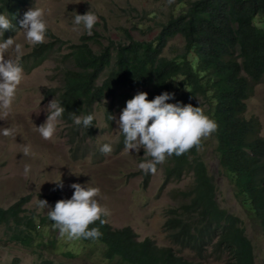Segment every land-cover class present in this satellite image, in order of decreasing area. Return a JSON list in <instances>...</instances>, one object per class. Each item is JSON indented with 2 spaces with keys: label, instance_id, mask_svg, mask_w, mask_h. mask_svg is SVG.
<instances>
[{
  "label": "trees",
  "instance_id": "trees-1",
  "mask_svg": "<svg viewBox=\"0 0 264 264\" xmlns=\"http://www.w3.org/2000/svg\"><path fill=\"white\" fill-rule=\"evenodd\" d=\"M31 3L32 0H0V14L7 16L12 24L11 29L0 34V41L22 30L20 21ZM185 3L186 9L172 14L150 41L136 40L125 29L126 37L118 42L110 39L103 44L100 34L95 32L84 33L73 43L47 28L49 39L23 54L19 64L30 72L54 53L67 48L61 55L62 63L66 64L62 69V84L53 94L65 108L60 119L67 125L66 135L72 151L83 149L82 157L93 152L97 157L103 154L100 148L94 146L92 150L89 144L95 143L99 131L96 106L107 98L110 101L105 107V117L109 127L113 125L111 116L126 107V101L137 94L132 92L136 89L147 92L149 100L169 92L175 98L168 103L200 107L218 125L214 136L223 172L235 184L237 198L254 209L264 233L263 127L258 118L245 116L247 101L255 86L264 83V0H188ZM257 18L262 26L255 23ZM178 35L185 40L182 53L165 56L168 42ZM93 43L100 45V49L94 50ZM200 97L206 107L199 101ZM90 114L94 120L89 129L74 123L73 115ZM124 140L121 133L115 152L125 149ZM199 150L193 147L183 155L167 156L163 162L162 188L193 173L192 185L180 193L183 201L168 211L171 216L165 222V229L169 231V238L198 255L216 240L215 251L227 253L225 264H256L254 242L239 217L217 201L214 176ZM151 175L144 173L145 184ZM40 196L51 208L62 199L58 190ZM31 199L32 194H28L7 208L0 206V227H5L6 237L13 242L55 252L60 243L56 236L59 230L53 227L54 221L47 214L36 216L28 212L26 205ZM101 218L106 221L104 224L96 221L89 226V229L99 228L102 233L99 239L80 238L78 249L85 252L67 250L63 254L76 258L80 253L89 258L96 250H102V257L110 264H200L184 258L172 246L159 245L151 237L140 240L131 226L115 228L107 216ZM51 230L49 239H43V233ZM41 257L37 264H67Z\"/></svg>",
  "mask_w": 264,
  "mask_h": 264
},
{
  "label": "rangeland",
  "instance_id": "rangeland-1",
  "mask_svg": "<svg viewBox=\"0 0 264 264\" xmlns=\"http://www.w3.org/2000/svg\"><path fill=\"white\" fill-rule=\"evenodd\" d=\"M186 1L188 0H173V3L169 4L168 0H32L25 13L35 7L41 8L47 28L63 40L73 43L78 42L82 34L88 33L82 26L74 24V16L76 13L83 15L88 11L98 17L91 34L98 32L103 44H107L110 39L117 42L123 40L126 30L136 40L150 41L158 34L161 24L172 14L177 15L182 9H186ZM255 23L262 26L260 18H257ZM14 37L16 42L23 44V54L31 50L32 46L24 40L23 30ZM48 39L46 36L45 40ZM184 44V38L181 35L176 36L168 42L164 55L174 57L182 53ZM92 46L96 51L100 49L98 44L93 43ZM66 51L67 48L60 53H54L30 72L23 70V79L18 86L10 114L6 120H0V133L3 128L11 130L9 136L0 134V206L7 208L21 197L32 194L31 201L26 205L28 212H34L36 216L45 215L48 209L38 206L39 199L46 200L40 194H47L55 189L60 192L62 199H70L74 193L70 186L79 183L99 189L96 199L102 207L109 210L107 219L113 227L131 226L140 240L151 237L159 245L172 246L184 258L200 264H225L227 253L221 252L220 255L215 251L216 240L198 255L174 244L169 238V231L165 229V222L171 216L168 211L183 201L180 193L192 185L193 173L190 172L180 181L171 182L162 188L165 173L162 163L156 165V173L152 174L148 184H145L144 171L139 168V164L146 160L144 149L141 148L139 153L135 149L131 152L125 149L114 151L121 134L117 121L122 111L113 115L116 119L113 120L112 127H109L105 107L110 98L96 106L95 116L99 131L95 143L89 142L92 150L94 146L99 149L105 143L110 144V154L97 157L93 152L82 157L83 149L73 153L72 144L66 135L67 125L60 118L51 140L43 139L36 131V126L46 121L47 105L56 98L53 90L58 91L62 84V69L66 64L62 63L61 55ZM177 81L178 79L174 80L175 83ZM132 92H142V89ZM199 101L206 107L201 97ZM247 104L245 116L258 118L262 123L264 135V83L255 86ZM203 141L204 146L200 148L199 154L214 176L217 201L242 221L248 236L254 242L253 254L256 264H262L264 233L260 219L249 204H244L237 198L235 184L223 172L217 156L214 133ZM25 146L30 148V154L27 156L23 155ZM26 165L30 167L27 176L24 174ZM72 171L74 174H71ZM61 180L64 185L62 189L53 183ZM5 232V227H0L2 264H37L41 256L67 264H110L102 257V250H96L89 258L80 256V253L85 252L84 249H78L81 242L78 239L68 240L61 237L59 231L56 236L60 238V243L55 252L40 247H24L9 240ZM43 234V239L48 240L52 230ZM67 250L80 253L76 258H72L63 254Z\"/></svg>",
  "mask_w": 264,
  "mask_h": 264
},
{
  "label": "clouds",
  "instance_id": "clouds-1",
  "mask_svg": "<svg viewBox=\"0 0 264 264\" xmlns=\"http://www.w3.org/2000/svg\"><path fill=\"white\" fill-rule=\"evenodd\" d=\"M168 3H173V0H168ZM97 22L98 17L92 11L83 15L76 13L74 16V24L82 26L89 35ZM20 26L28 45L35 47L45 42L48 26L41 8L28 10L20 21ZM11 27L7 16L0 14V34ZM22 55L23 44L16 42L15 37L0 41V120H6L9 116L18 86L22 82L23 69L19 64ZM174 98V93L164 92L149 100L147 92H138L126 101V107L117 121L118 129L125 137V151L131 152L135 149L139 153L141 148L144 149L146 160L139 164V168L145 174H155L156 165L162 164L167 156L183 155L193 147L199 150L202 140L209 138L218 128L216 122L205 115L200 107L167 102ZM46 111V121L38 127L35 126L43 139L51 140L65 108L55 98L49 102ZM111 119L115 120L116 117L111 116ZM73 120L77 126L82 125L89 129L93 126L94 116L73 115ZM0 134L9 136L11 130L3 128ZM100 151L107 155L111 153L112 147L105 143L100 147ZM29 154L30 148L25 146L23 155ZM149 157L151 159H147ZM29 171L30 167L26 165L25 176ZM71 174H74L73 171ZM53 183L61 189L64 187L62 180ZM70 187L74 189L70 199L58 200L54 208L49 206L47 200L39 199L38 206L48 209V218L54 221L53 227L59 230L61 237L68 240L99 239L102 235L99 228L89 229V226L96 221L104 224L106 221L101 217L110 215L109 210L102 207L96 199L99 189L79 183H73Z\"/></svg>",
  "mask_w": 264,
  "mask_h": 264
}]
</instances>
